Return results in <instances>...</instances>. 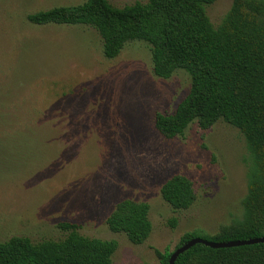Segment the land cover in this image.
<instances>
[{
    "label": "rangeland",
    "instance_id": "374dc122",
    "mask_svg": "<svg viewBox=\"0 0 264 264\" xmlns=\"http://www.w3.org/2000/svg\"><path fill=\"white\" fill-rule=\"evenodd\" d=\"M83 1L0 0V241L59 239L66 231L58 223L71 222L84 236L116 240L112 264H159L155 249L172 251L184 232L215 235L241 216L249 153L221 119L173 137L157 131L155 113L173 112L190 78L182 69L154 75L148 43L129 41L106 58L92 27L26 18ZM231 2L206 6L214 26ZM176 173L195 192L186 209L160 194ZM124 198L149 205L151 231L140 244L106 224Z\"/></svg>",
    "mask_w": 264,
    "mask_h": 264
},
{
    "label": "trees",
    "instance_id": "16d2710c",
    "mask_svg": "<svg viewBox=\"0 0 264 264\" xmlns=\"http://www.w3.org/2000/svg\"><path fill=\"white\" fill-rule=\"evenodd\" d=\"M214 1L146 0L119 7L108 0H84L26 15L34 24L92 27L106 58L118 55L129 41H144L152 73L158 77L184 70L189 91L173 112L154 115V127L163 136L180 135L192 122L208 128L219 119L243 134L249 163L241 216L215 235L186 231L176 247L195 236L212 241L264 236V0H232L217 26L206 13ZM160 194L175 209H186L195 200L192 182L179 173L161 184ZM148 211L146 202L124 198L115 203L106 224L140 244L151 231ZM58 227L66 231L59 239L35 242L14 235L0 241V264H112L116 240L84 236L71 222ZM171 252L155 249L159 264H168ZM174 264H264V243L224 248L197 243L180 253Z\"/></svg>",
    "mask_w": 264,
    "mask_h": 264
},
{
    "label": "water",
    "instance_id": "95a60500",
    "mask_svg": "<svg viewBox=\"0 0 264 264\" xmlns=\"http://www.w3.org/2000/svg\"><path fill=\"white\" fill-rule=\"evenodd\" d=\"M201 243L205 246L211 247V248H224V247H233V246H240V245H250L255 243H264V236H258V237H251L247 239H237V240H227V241H212L207 240L205 238H202L200 236H195L180 246L175 247L169 257L168 264H174V261L176 257L187 250L189 247H191L194 244Z\"/></svg>",
    "mask_w": 264,
    "mask_h": 264
}]
</instances>
